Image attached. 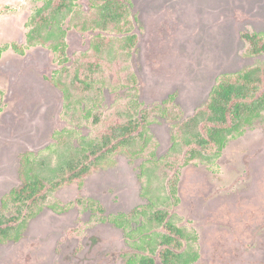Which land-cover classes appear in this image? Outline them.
<instances>
[{
    "label": "rangeland",
    "instance_id": "374dc122",
    "mask_svg": "<svg viewBox=\"0 0 264 264\" xmlns=\"http://www.w3.org/2000/svg\"><path fill=\"white\" fill-rule=\"evenodd\" d=\"M44 1L0 0V201L20 184L21 156L43 152L68 127L62 92L51 82L58 69L53 53L37 47L22 56L13 49L26 45L28 22ZM80 3L86 11L87 0ZM131 10L139 44L122 73L113 71L104 111L131 97L119 78L132 71L145 107L174 97L189 117L206 103L221 75L264 60L246 58L240 38L245 31L264 33V0H132ZM67 31L69 57L85 52L92 35ZM171 132L164 119L151 127L158 157L167 153ZM142 163L117 158L82 189L58 192L20 242L0 245V264H125L135 253V242L125 237L133 229L126 233L100 223L77 201H97L106 219L147 205ZM179 195L180 224L198 236L196 264H264V124L229 141L215 167L182 169Z\"/></svg>",
    "mask_w": 264,
    "mask_h": 264
},
{
    "label": "trees",
    "instance_id": "16d2710c",
    "mask_svg": "<svg viewBox=\"0 0 264 264\" xmlns=\"http://www.w3.org/2000/svg\"><path fill=\"white\" fill-rule=\"evenodd\" d=\"M80 2L45 0L28 22L26 45H13L22 56L37 47L53 53L58 69L51 82L62 92L68 127L56 133L43 152L21 156L20 184L0 201V245L20 242L30 222L58 192L82 189L104 164L122 157L143 161L149 203L110 219L102 217L104 208L93 199L77 203L90 209L100 223L109 222L126 233L133 229L125 237L135 242V253L125 264H196L198 236L181 226L175 213L181 170L199 164L215 167L229 141L264 124V60L221 75L206 103L189 117H184L174 97L145 107L139 102L140 79L132 71L124 80L119 78L131 97L104 111V91L114 84L113 71L122 73L139 44L132 0H87L86 11ZM68 29L92 35L85 52L69 57ZM240 38L246 58H264V33L245 31ZM159 119L172 130L170 147L162 157L151 134Z\"/></svg>",
    "mask_w": 264,
    "mask_h": 264
}]
</instances>
